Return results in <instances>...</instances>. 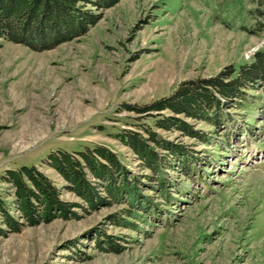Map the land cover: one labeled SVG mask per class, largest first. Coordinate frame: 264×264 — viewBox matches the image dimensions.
<instances>
[{"label":"rangeland","instance_id":"rangeland-1","mask_svg":"<svg viewBox=\"0 0 264 264\" xmlns=\"http://www.w3.org/2000/svg\"><path fill=\"white\" fill-rule=\"evenodd\" d=\"M94 10L99 18L84 35L52 49L2 43L0 175L35 165L60 184L56 172L41 165L49 151L103 144L139 176L143 196L159 211L125 217L135 224L127 228L110 217L125 204L89 207L62 191L78 217L0 235V264H264L260 89L253 92L258 106L230 110L234 125L226 132L188 120L210 134V143L157 130L198 158L191 176L167 170L173 183L168 201L145 177L153 174L115 138L123 128L152 123L126 105L149 103L182 80L252 60L264 49V6L252 0H118ZM5 187L0 183L1 193Z\"/></svg>","mask_w":264,"mask_h":264},{"label":"trees","instance_id":"trees-1","mask_svg":"<svg viewBox=\"0 0 264 264\" xmlns=\"http://www.w3.org/2000/svg\"><path fill=\"white\" fill-rule=\"evenodd\" d=\"M117 1L0 0V47L7 41L35 51L52 49L84 35L99 18L94 9L107 8ZM252 1L264 6V0ZM259 89V95L264 97V49L238 66H223L215 75L182 80L169 94L154 101L126 105V110L152 118V123L123 128L115 133V138L132 151L141 169L153 174L145 177L156 181L159 192L168 201V187L173 183L166 176L167 170L175 168L180 174L191 176V166L198 158L186 144L165 138L157 130L179 132L198 142L210 143V134L188 120L226 132L234 125L230 110L258 106L253 92ZM41 165L54 170L60 184L35 165L6 168L0 175V183L6 186L0 192V235L54 218H77L76 204L61 199L62 191L81 198L89 207L125 204L121 214L110 217L112 224L127 228H135V224L125 217H137V211L143 213L141 218L144 213L151 217L159 211L156 204L143 196L144 183L139 176L103 144L71 151L51 150L41 159Z\"/></svg>","mask_w":264,"mask_h":264}]
</instances>
